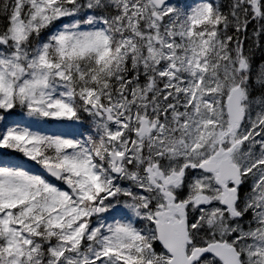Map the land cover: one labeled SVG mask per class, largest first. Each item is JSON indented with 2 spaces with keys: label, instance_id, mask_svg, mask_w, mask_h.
Returning a JSON list of instances; mask_svg holds the SVG:
<instances>
[{
  "label": "snow or ice",
  "instance_id": "obj_1",
  "mask_svg": "<svg viewBox=\"0 0 264 264\" xmlns=\"http://www.w3.org/2000/svg\"><path fill=\"white\" fill-rule=\"evenodd\" d=\"M0 264H264V0H0Z\"/></svg>",
  "mask_w": 264,
  "mask_h": 264
}]
</instances>
